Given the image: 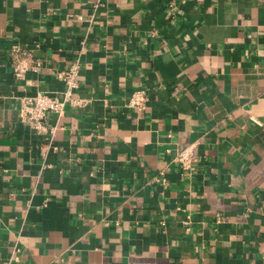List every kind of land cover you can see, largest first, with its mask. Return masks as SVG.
<instances>
[{"label":"crops","instance_id":"obj_1","mask_svg":"<svg viewBox=\"0 0 264 264\" xmlns=\"http://www.w3.org/2000/svg\"><path fill=\"white\" fill-rule=\"evenodd\" d=\"M0 264H264V0H0Z\"/></svg>","mask_w":264,"mask_h":264},{"label":"built area","instance_id":"obj_2","mask_svg":"<svg viewBox=\"0 0 264 264\" xmlns=\"http://www.w3.org/2000/svg\"><path fill=\"white\" fill-rule=\"evenodd\" d=\"M75 17L81 18L82 16L81 14H75ZM12 49L18 50L17 48ZM39 66V60H33L31 56L26 54H23L21 57H17L11 63L12 74L15 77H20L27 69L36 71ZM77 70V62L76 60H73L65 69L60 71L59 76L64 84V88L60 96L49 94L45 91H35L32 94L20 97L17 108L18 117L21 120L31 122L33 127L39 131L51 133L52 128L46 127L43 123L44 115L47 112H53L56 115H60L62 114L66 103L73 106H80L85 103L84 98L72 94L73 88L77 86ZM146 96V91L143 88H134L130 92L126 100V104L136 109H141L144 106ZM48 138H50V136ZM173 160L181 169H190L195 160L192 152V144H187L177 150L173 156ZM216 217L218 218L219 216Z\"/></svg>","mask_w":264,"mask_h":264}]
</instances>
